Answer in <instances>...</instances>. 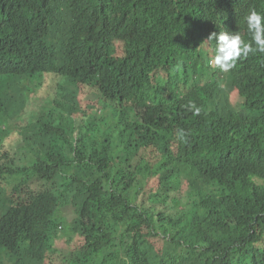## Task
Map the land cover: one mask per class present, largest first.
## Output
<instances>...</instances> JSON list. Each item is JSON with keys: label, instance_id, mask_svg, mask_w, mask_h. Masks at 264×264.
<instances>
[{"label": "trees", "instance_id": "16d2710c", "mask_svg": "<svg viewBox=\"0 0 264 264\" xmlns=\"http://www.w3.org/2000/svg\"><path fill=\"white\" fill-rule=\"evenodd\" d=\"M250 10L264 0H0V93L57 81L47 108L28 112V84L0 95V264H264V54L208 64L213 32L250 42Z\"/></svg>", "mask_w": 264, "mask_h": 264}, {"label": "rangeland", "instance_id": "374dc122", "mask_svg": "<svg viewBox=\"0 0 264 264\" xmlns=\"http://www.w3.org/2000/svg\"><path fill=\"white\" fill-rule=\"evenodd\" d=\"M63 18H64L63 15L58 17L60 22H56L55 24L52 25L50 33L47 37L51 36V37H56L61 41L64 40L63 36H65V30H64L65 24L63 22ZM48 39H51V38H48ZM50 42H52L54 44L55 48L60 49V47H61L60 42H58L56 40H51ZM42 83H43V86L47 87V90L49 91V95L46 93L45 90H43L41 88L38 89V88L34 87L36 83L29 81L27 78L24 80H21L20 82L19 81L15 82V79L9 80L6 84V86L4 87L2 93H0V95H2V97H4L5 95L10 97L15 93V91L23 89V86L25 84H28L32 87L31 90L25 92L26 98L28 99V107H27L28 112L30 110L37 109L38 107H46L47 108L48 106H50V104H49L50 101L54 98V97L50 96V93L53 92L55 89H57V81L53 77H51L49 74H46L44 76V82H42ZM18 100H19V96H17L14 99V101L12 102V104L8 107V109H6L7 113H9L11 111L13 106H17ZM106 112L107 111L103 112L102 114L100 113L95 117H90V121L91 122L98 121L101 117H104L103 116L104 114L107 115L108 112L107 113ZM63 114L57 112V114H56L57 118L58 119L59 118L64 119L66 121L68 118L66 117V115L63 116ZM28 115L29 114H27V116ZM59 123H60V121H59ZM11 127H12V129H18L17 125H11ZM26 135H30V138H31L30 142L28 144L24 145V142L22 144V137H20V142L18 143L20 149L24 152H26V151L23 149L30 148L31 153H33L35 148H37L36 146L39 147V145H41L42 142L46 138L43 135L42 131L40 129L38 130L37 128L32 132V135L31 134H26ZM13 145H14L13 142L4 141V145L2 147H3V149L4 148L7 149V148H12ZM0 147H1V140H0ZM21 154L26 155V153H20V156H21ZM143 155L146 156L147 152H143ZM144 160L147 162V160L145 158H144ZM156 197H157V195H156ZM153 200H154V197H153ZM58 212L64 217L65 220H67L68 223L75 218V214H76V212H74V209L70 203L62 204L58 208ZM55 243L60 248V250H63V251L67 250V244H66L63 237L56 239ZM2 263L3 264H9V261L3 260Z\"/></svg>", "mask_w": 264, "mask_h": 264}, {"label": "clouds", "instance_id": "9594fccd", "mask_svg": "<svg viewBox=\"0 0 264 264\" xmlns=\"http://www.w3.org/2000/svg\"><path fill=\"white\" fill-rule=\"evenodd\" d=\"M244 20L250 42H245L237 32L229 31L213 32L208 37L207 41L216 42L215 55L208 61L210 67L228 72L236 67L239 59L247 58L250 54H264V13L250 10ZM190 109L199 115L200 108L195 104H191Z\"/></svg>", "mask_w": 264, "mask_h": 264}, {"label": "bare ground", "instance_id": "6f19581e", "mask_svg": "<svg viewBox=\"0 0 264 264\" xmlns=\"http://www.w3.org/2000/svg\"><path fill=\"white\" fill-rule=\"evenodd\" d=\"M65 30V29H64ZM67 31V30H66ZM19 243V242H18ZM19 248V247H18ZM31 256V255H30Z\"/></svg>", "mask_w": 264, "mask_h": 264}]
</instances>
